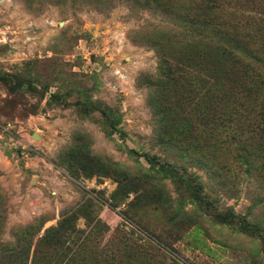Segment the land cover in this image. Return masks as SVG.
Listing matches in <instances>:
<instances>
[{
    "label": "rangeland",
    "instance_id": "374dc122",
    "mask_svg": "<svg viewBox=\"0 0 264 264\" xmlns=\"http://www.w3.org/2000/svg\"><path fill=\"white\" fill-rule=\"evenodd\" d=\"M237 8L0 0V264H264V138L214 118L260 110L237 93L264 20Z\"/></svg>",
    "mask_w": 264,
    "mask_h": 264
},
{
    "label": "trees",
    "instance_id": "16d2710c",
    "mask_svg": "<svg viewBox=\"0 0 264 264\" xmlns=\"http://www.w3.org/2000/svg\"><path fill=\"white\" fill-rule=\"evenodd\" d=\"M230 3H236L238 5V13L242 15L249 14L251 16V19L264 20V0H235V2H232V0H230ZM212 23L213 22H207L205 23V25L207 24L211 31H215V33L222 35L227 41H229L228 47L222 49L221 57L225 60L227 58H235L237 56L236 50L240 51L242 47L240 45L238 35L233 36L228 32V30L218 32L215 28H213ZM248 54L250 56V59L248 60L244 68L246 70V75L248 76L249 86H241L240 91H238L237 93V96L239 100L246 101L248 106L252 104V102H255L257 108H260L259 112L253 114L249 113L247 109L246 111H244V104L238 101L236 104H234L235 106L224 112H222V110H218L214 118L216 119V122H220L225 126L233 127L234 122H242L246 125H252L255 129V132L261 138H264V71L262 70L264 68V53H261L258 50H249ZM131 153L134 154L137 158L143 157L150 164L151 168L154 171L162 174L166 179L173 180L177 186H184L188 191H191L192 185L189 183V176H187L186 174L181 173L176 168L164 164L156 157H151L149 154L140 153L136 150H132ZM243 156V161L248 165L247 167H249L250 160H248V156ZM195 190L196 192H192V195H194L195 199H197L198 196H200V189L195 188ZM216 217L220 218L221 222L225 225H239L241 221H246L243 218L237 221V215L235 214V212H230L223 215L217 214ZM250 230H253L254 233L257 232L254 227H251ZM56 231L57 229L51 228L46 232L48 234H51ZM261 237L262 240H264V236L262 235Z\"/></svg>",
    "mask_w": 264,
    "mask_h": 264
},
{
    "label": "water",
    "instance_id": "95a60500",
    "mask_svg": "<svg viewBox=\"0 0 264 264\" xmlns=\"http://www.w3.org/2000/svg\"><path fill=\"white\" fill-rule=\"evenodd\" d=\"M34 137H36V136H34Z\"/></svg>",
    "mask_w": 264,
    "mask_h": 264
}]
</instances>
